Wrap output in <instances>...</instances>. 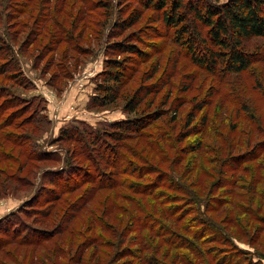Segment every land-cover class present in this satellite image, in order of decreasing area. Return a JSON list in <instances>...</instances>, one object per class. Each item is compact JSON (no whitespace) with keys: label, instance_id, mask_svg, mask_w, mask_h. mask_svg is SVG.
I'll list each match as a JSON object with an SVG mask.
<instances>
[{"label":"rangeland","instance_id":"374dc122","mask_svg":"<svg viewBox=\"0 0 264 264\" xmlns=\"http://www.w3.org/2000/svg\"><path fill=\"white\" fill-rule=\"evenodd\" d=\"M160 12L0 0V264H264V37L212 72ZM110 59L127 75L108 100Z\"/></svg>","mask_w":264,"mask_h":264},{"label":"trees","instance_id":"16d2710c","mask_svg":"<svg viewBox=\"0 0 264 264\" xmlns=\"http://www.w3.org/2000/svg\"><path fill=\"white\" fill-rule=\"evenodd\" d=\"M145 1L149 6L162 10L158 19H161L167 27L175 28L176 41L183 44L184 49L197 65L212 72L219 67L223 71L242 72L255 62V58L245 49L246 41L251 37H264V0H228L220 5H213L205 0H200L197 5L191 4V0ZM167 4L170 5L167 6ZM184 9L191 13V19H187ZM139 17L138 13L129 15L128 18L123 19L122 27L119 28L127 29ZM151 31L157 32V28H152ZM113 46H116L114 49L119 53L121 51L141 53L136 44L126 43L124 39L114 42ZM120 62L113 59L108 61L110 70L106 72L107 83L100 85L99 88L107 93L108 100L113 99L115 93L112 94V90L127 75L126 67ZM148 88L152 86H147L146 89ZM140 99L137 95L130 100L132 102L130 108L133 107L131 110L135 109L134 105L139 103ZM143 123H145L143 118H136L119 122L115 128H118L119 132L127 131ZM89 139L90 143L91 140L96 141L91 133ZM97 142L91 145L99 155L100 149L97 148ZM111 153L114 154V151ZM117 159L118 162L115 165L123 166V161Z\"/></svg>","mask_w":264,"mask_h":264}]
</instances>
